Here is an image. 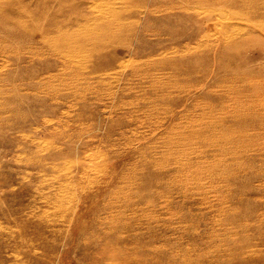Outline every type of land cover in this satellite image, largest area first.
I'll use <instances>...</instances> for the list:
<instances>
[{"label":"rangeland","instance_id":"rangeland-1","mask_svg":"<svg viewBox=\"0 0 264 264\" xmlns=\"http://www.w3.org/2000/svg\"><path fill=\"white\" fill-rule=\"evenodd\" d=\"M0 264H264V0H0Z\"/></svg>","mask_w":264,"mask_h":264}]
</instances>
